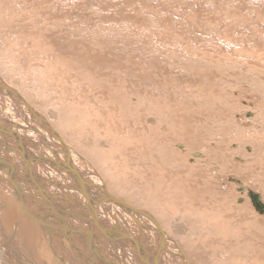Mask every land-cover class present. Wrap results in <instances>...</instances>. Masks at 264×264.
<instances>
[{
  "label": "rangeland",
  "instance_id": "374dc122",
  "mask_svg": "<svg viewBox=\"0 0 264 264\" xmlns=\"http://www.w3.org/2000/svg\"><path fill=\"white\" fill-rule=\"evenodd\" d=\"M0 81L110 192L153 212L188 264H264V215L230 180L264 204L246 136L264 101V0H0ZM14 226L12 250L0 227V264H46L42 233L19 243Z\"/></svg>",
  "mask_w": 264,
  "mask_h": 264
},
{
  "label": "bare ground",
  "instance_id": "6f19581e",
  "mask_svg": "<svg viewBox=\"0 0 264 264\" xmlns=\"http://www.w3.org/2000/svg\"><path fill=\"white\" fill-rule=\"evenodd\" d=\"M260 99L256 115L259 130H251L252 134L246 132V136H250L248 140L259 139L258 158L264 156V151L259 152L264 148V139L259 137L264 135L262 95ZM37 112L20 93L0 81V196L3 204L0 227H3L2 233L6 230L8 249L12 250L14 246L10 229L16 224L14 227L19 228V233L15 238L19 243L25 239L32 241L37 233L39 236L42 233L45 241L35 249L39 252L36 254L44 256L43 259L46 257V264H178V257L181 264H188L184 252L168 236L167 228H163L160 220L152 221L138 212L139 209L147 213L144 207L130 204L110 192L105 178L97 174L83 155L67 145L47 116H39ZM233 178L230 180L240 184V191H246L253 208L264 215L249 196L251 190ZM260 203L263 208L264 204ZM171 218L167 222L172 224V232H176L181 228L180 219L177 222V218ZM173 224L178 225L174 227ZM182 233L184 237L190 236L188 231ZM252 236L254 239L257 236L255 240L264 244L261 232ZM26 250L33 255L34 249L26 247ZM7 257L14 263L16 258ZM39 262L37 264H43ZM15 264H19L18 258Z\"/></svg>",
  "mask_w": 264,
  "mask_h": 264
},
{
  "label": "water",
  "instance_id": "95a60500",
  "mask_svg": "<svg viewBox=\"0 0 264 264\" xmlns=\"http://www.w3.org/2000/svg\"><path fill=\"white\" fill-rule=\"evenodd\" d=\"M249 196L251 197L252 201L254 202V205L256 206V208H257V209L259 208V209L261 210L260 212H264V207H263V208H260V206H261L262 204H261L260 201H259V195L254 194L253 192L249 191ZM127 207H130V209H133V210L136 209V208H133V207H131V206H127ZM259 209H258V210H259ZM138 212L141 213V214H145V215H147L152 221H154V219L152 218V216L149 215L148 213L143 212V211H141V210H139V209H138Z\"/></svg>",
  "mask_w": 264,
  "mask_h": 264
}]
</instances>
